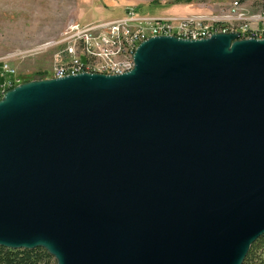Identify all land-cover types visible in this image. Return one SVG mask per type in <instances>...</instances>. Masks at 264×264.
I'll list each match as a JSON object with an SVG mask.
<instances>
[{"label":"water","instance_id":"water-1","mask_svg":"<svg viewBox=\"0 0 264 264\" xmlns=\"http://www.w3.org/2000/svg\"><path fill=\"white\" fill-rule=\"evenodd\" d=\"M264 235V39L149 38L120 75L0 100V246L56 264H243Z\"/></svg>","mask_w":264,"mask_h":264},{"label":"rangeland","instance_id":"rangeland-1","mask_svg":"<svg viewBox=\"0 0 264 264\" xmlns=\"http://www.w3.org/2000/svg\"><path fill=\"white\" fill-rule=\"evenodd\" d=\"M127 10L140 17H194L240 39L264 36V0H0V90L53 78L68 59L54 41L69 25L121 19Z\"/></svg>","mask_w":264,"mask_h":264},{"label":"built area","instance_id":"built-area-1","mask_svg":"<svg viewBox=\"0 0 264 264\" xmlns=\"http://www.w3.org/2000/svg\"><path fill=\"white\" fill-rule=\"evenodd\" d=\"M125 14L121 19L98 22L88 27L69 25L54 41L55 45L62 46L59 56L68 59L54 69L53 78L81 73L124 74L132 70L131 60L137 46L149 38L171 36L200 40L215 33L227 32L222 25H209L194 17H140L133 10H127ZM245 34L242 39H248V34ZM256 38L262 40L264 36L256 35ZM123 44H130V60L120 59V45ZM5 93L6 90H0V100Z\"/></svg>","mask_w":264,"mask_h":264},{"label":"trees","instance_id":"trees-1","mask_svg":"<svg viewBox=\"0 0 264 264\" xmlns=\"http://www.w3.org/2000/svg\"><path fill=\"white\" fill-rule=\"evenodd\" d=\"M0 264H56L43 248L8 249L0 246ZM243 264H264V235L250 247Z\"/></svg>","mask_w":264,"mask_h":264},{"label":"bare ground","instance_id":"bare-ground-1","mask_svg":"<svg viewBox=\"0 0 264 264\" xmlns=\"http://www.w3.org/2000/svg\"><path fill=\"white\" fill-rule=\"evenodd\" d=\"M248 39H257L258 40V38H256V34H251V35L248 34ZM130 58H131L130 44L120 45V59L130 60ZM133 67H134V58H132V60H131V69Z\"/></svg>","mask_w":264,"mask_h":264}]
</instances>
